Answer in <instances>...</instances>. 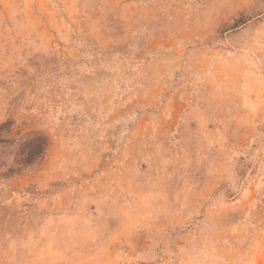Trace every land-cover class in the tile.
I'll return each mask as SVG.
<instances>
[{
    "label": "rangeland",
    "instance_id": "374dc122",
    "mask_svg": "<svg viewBox=\"0 0 264 264\" xmlns=\"http://www.w3.org/2000/svg\"><path fill=\"white\" fill-rule=\"evenodd\" d=\"M0 264H264V0H0Z\"/></svg>",
    "mask_w": 264,
    "mask_h": 264
}]
</instances>
